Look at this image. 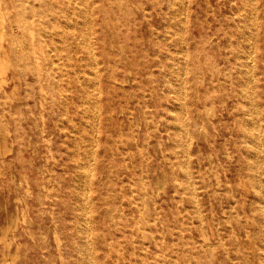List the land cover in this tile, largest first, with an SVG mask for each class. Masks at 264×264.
Instances as JSON below:
<instances>
[{"label": "bare ground", "instance_id": "6f19581e", "mask_svg": "<svg viewBox=\"0 0 264 264\" xmlns=\"http://www.w3.org/2000/svg\"><path fill=\"white\" fill-rule=\"evenodd\" d=\"M216 2L218 10L214 0H0V182L25 189L24 197L15 195L14 212L0 224V264H32L34 253L52 251L43 231L36 240L38 194L24 159L23 140L31 142L29 130L39 120L42 133L48 132L43 137L49 153L48 165L38 169L39 183L50 199L48 172H56L58 184L64 185L63 204L73 213L65 227L75 264H104L97 254L102 232L95 222L93 186L96 179L103 186L96 133L107 128L109 171L125 167L120 183L129 190L122 188L120 198L138 213L135 231H143L149 216L148 179L143 169H135L148 165L157 152L171 166L178 193L192 201V216L201 224L198 184L204 149L217 187L224 188L221 203L206 212L211 228V236L203 237L206 262L237 264L236 255L239 264H249L232 239H239L236 230L244 217L258 224L253 235L264 240V137L259 129L264 100L258 95L264 85V0ZM193 13L217 25V37L207 43L221 51L222 62L185 32ZM154 17L160 18L161 29L151 24ZM50 125L61 140L52 141ZM15 150L18 169L7 162ZM134 151L142 157L139 163L128 157ZM226 163V177L237 171L245 189L238 225L231 224L235 215L229 211L238 200L218 168ZM195 171L201 173L198 179ZM162 172L168 175L166 167ZM136 186L144 192L138 199ZM52 222L56 227L55 215ZM54 248L66 264V247L57 241Z\"/></svg>", "mask_w": 264, "mask_h": 264}, {"label": "rangeland", "instance_id": "374dc122", "mask_svg": "<svg viewBox=\"0 0 264 264\" xmlns=\"http://www.w3.org/2000/svg\"><path fill=\"white\" fill-rule=\"evenodd\" d=\"M217 5L216 0H214V8L218 10L219 8ZM260 12H262V9H260ZM225 13L226 9L222 8L220 14L224 15ZM98 17H100L99 14ZM151 24L159 29L162 28L160 18L154 17ZM127 30L129 29L127 28ZM185 32L189 37L196 38L202 46H205L208 52L211 51L210 55L213 60L218 63L223 61L221 51L218 49L211 50V46L207 43L208 40H212L218 35L219 30L216 24H210L204 16H198L193 13L191 14ZM144 33L143 31V34ZM120 39L123 40L122 37H120ZM151 60V58H148L147 62L151 64ZM189 93L191 92L189 91ZM258 95L260 99L264 100V85H261L259 88ZM50 126L53 130L50 136L52 141L61 140V137L57 134V130L53 129L52 125ZM259 129L261 137H264V124L260 125ZM29 131L32 133L33 138L31 142L25 138V140H23V148L24 159L31 166L30 171L34 175L35 190L38 194V201H35V205H33L35 206L33 216L35 221L34 230L36 232V240L39 239L40 231H43L44 234L49 237V241L52 244L49 248L50 251L52 250L51 252L48 251L45 254L34 253L32 264H45V262H49L50 264H61L58 259L57 251L54 248L57 241L61 243L62 247H66L64 250L66 264H75L77 260L76 253L70 245V234L65 227V224L70 222V218L72 219L73 213L71 210H66L65 204H63L66 197L64 185L58 184L56 172H48V177L52 176V180L47 182L53 194V197L50 199L45 197L46 189L39 183L41 178L38 169L44 168L49 163V153L43 137H47L48 132L42 133V122L40 120L33 125ZM109 132H111V130L107 128L105 132L103 129H100V131L96 133L99 143L98 151L100 152L99 158L97 159V165L99 166L97 173L98 176L100 173L103 177L101 181L103 186H99L97 179L93 186L97 208L95 222L98 224L97 230L102 232V237L99 239V243H97V254L101 262L104 264H207L206 258L208 256V251L203 237L204 235L207 237L211 236V228L206 217V212L210 210L212 206H218L221 203L220 193L224 192V188L217 187L216 178L213 172H211L210 163L205 156L206 151L204 149L201 151L203 162L201 172L203 173V177L200 178V180H202L198 184L202 186L199 190L200 205L203 211L201 224L197 218L192 216V201L178 193L172 180L171 166H168V162L164 160L163 155L157 152V154H153L148 165L144 163L145 165L138 166L135 169L137 172L143 169L144 176L146 175L148 179V223L144 226L143 231L141 230L138 232L135 231V218L138 216V213L133 211V208L127 206L128 199L122 201L120 198V191L122 188L126 191L129 190L128 185L122 187L120 183V180L125 175V167L124 165L116 166L113 172L110 173L109 171L112 166L109 157V144L111 143V138L105 136V133ZM105 143L106 145H104ZM261 149L264 151V144L261 145ZM16 151L17 150L7 157L8 165L13 169H18L20 165V160L17 157ZM153 152L154 150H152V153ZM53 154L57 156L55 151ZM128 157H132V160L137 163L142 160V157H140L137 151H134L133 154H128ZM262 157L264 158L263 155ZM54 160V157H51L50 163H53ZM117 161L122 162L123 159L119 157ZM143 161L145 162V159H143ZM227 165L228 163L218 168L220 170L222 183L235 193L238 200L235 207L229 208V211L235 215L230 221L231 224L238 225L239 216L241 215L239 214L241 212L240 201L242 200L240 193L244 192L245 189L241 184L240 176L237 171H235V173H229L226 177L223 170ZM165 167L168 175L163 177L162 171ZM0 170L4 171L1 163ZM262 173H264V167H262ZM200 174L196 171L194 172L197 179ZM244 181L249 183L247 179ZM10 184L12 183L6 181L0 182V209H3L2 212L0 211V224H4L7 221L9 215H11L8 212H14L15 195L19 197H24L25 195V189L23 187L19 188L18 186ZM135 189L136 192L134 193V197L138 199L140 197L139 195H142L144 192L139 189L138 186H136ZM99 192L102 194L101 196L98 194ZM99 197H102V200L97 201ZM252 197L253 193H250L248 199ZM39 201H42V203H39ZM140 205L143 209V205ZM52 215L56 216V227H54V222H52ZM256 218L259 219V215H256ZM242 221L244 222L243 226L238 225L236 230L239 239H237V241L232 239V243H234V246L240 244V252L244 254V258L249 264H259L261 259L264 260V247H260V244H264V240L261 239L260 236L255 235L254 237L253 235L258 230L259 226L254 223L252 219L245 220L244 217H242ZM21 232L24 233L22 228ZM144 233L147 236L146 240H143ZM247 234L250 236H247ZM25 239L26 238H23V240ZM29 242L34 244L31 241ZM23 251H25L24 248L21 252V258L24 257ZM216 251L220 253L219 248H217ZM44 255H46L45 258L43 257ZM233 256L234 261L239 264V260L237 259L238 256Z\"/></svg>", "mask_w": 264, "mask_h": 264}]
</instances>
